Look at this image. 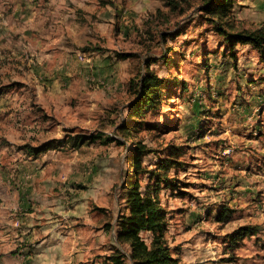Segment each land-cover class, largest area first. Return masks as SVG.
<instances>
[{"label": "rangeland", "instance_id": "374dc122", "mask_svg": "<svg viewBox=\"0 0 264 264\" xmlns=\"http://www.w3.org/2000/svg\"><path fill=\"white\" fill-rule=\"evenodd\" d=\"M168 1L75 0L71 27L44 36L12 16L14 6L0 20V227L20 197L23 217L51 224L47 231L59 222L56 233L75 247L63 225L76 206L116 264L129 251L116 232L135 143L148 150L141 189L154 181L146 171L180 147L181 165L167 171L175 186L161 182L158 192L172 255L179 264H264V62L237 44L234 63L199 0ZM230 18L234 30L264 28V0H235ZM147 69L162 81L159 106L125 134ZM76 135L103 137L73 146ZM54 139L62 142L38 157L25 150ZM224 207L227 221L218 216ZM244 225L260 231L230 242Z\"/></svg>", "mask_w": 264, "mask_h": 264}, {"label": "trees", "instance_id": "16d2710c", "mask_svg": "<svg viewBox=\"0 0 264 264\" xmlns=\"http://www.w3.org/2000/svg\"><path fill=\"white\" fill-rule=\"evenodd\" d=\"M181 1L185 2L186 0H169L168 5L177 7V4ZM199 1L201 2V10L206 15L205 20L213 24L216 31L223 36L228 44V51L234 63H236L234 46L237 44L250 45L259 50L261 60L264 62V28L255 31L249 29L234 30L235 25L230 16L235 0ZM137 88L135 98L128 105L130 111L127 118L122 122L121 129L125 134H130L133 127L129 123H132L135 127L145 111L155 110L159 106V100L163 93L162 81L148 69L144 76L138 79ZM102 137V135H76L71 140L72 145L77 146L85 140L95 141ZM61 142L58 139L49 140L37 146H26L25 150L28 155L38 157ZM179 150H181L180 147L175 151H170L168 156L161 158L153 169L146 171L154 181L152 185L147 184L141 189L139 183V174L142 172L141 156L148 150L140 143H135L134 152L129 157L131 175L121 185L123 194L120 199L123 200L124 211L118 214V229L116 232V239L121 243L128 244L127 257L130 264H179V259L172 255L163 237L166 230V211L161 207L158 200L161 182H165L168 186H175L174 181L168 179L167 171L172 166L181 165L177 161ZM230 212L229 208L224 207L218 216L222 221H227L230 218ZM259 231L260 227L258 225H244L228 238L233 237L229 241L237 244L243 236H252ZM142 232L150 234L149 242L141 236ZM123 256L122 254L121 258ZM114 258L116 264H123L119 256Z\"/></svg>", "mask_w": 264, "mask_h": 264}, {"label": "crops", "instance_id": "0c3cea01", "mask_svg": "<svg viewBox=\"0 0 264 264\" xmlns=\"http://www.w3.org/2000/svg\"><path fill=\"white\" fill-rule=\"evenodd\" d=\"M74 1L45 0L39 3L34 0H0V20H3L9 8L14 6L12 16L16 13L23 15V23L32 26L39 35L44 36L47 35L45 29L48 27L54 28L57 32L60 28L71 27L66 23L73 15L70 5ZM81 8L86 11L83 4ZM61 35L65 37L64 33ZM64 48L67 50V43H64ZM39 60L41 58L37 57L36 62ZM16 202L13 209L6 214L7 218L12 220L9 222L10 225L2 224L0 227L4 232V236L0 238V264H109L107 238H92L88 218L81 215L79 207L74 206V209L65 212L67 219L64 222L69 224L63 225L64 228L71 229L69 235L75 234L74 247L72 241H68L69 237L65 240L56 233L61 228L59 222L55 223V227L49 228H55L51 231H47L51 224L43 226L46 234L40 236L38 232L42 228L38 227L41 226L35 220L23 217L25 201L18 197ZM126 252L123 251V255L127 259L125 263L129 264Z\"/></svg>", "mask_w": 264, "mask_h": 264}]
</instances>
